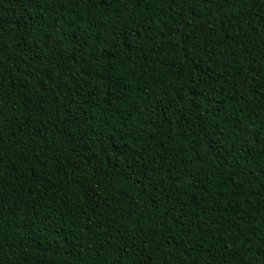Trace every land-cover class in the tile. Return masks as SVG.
I'll return each instance as SVG.
<instances>
[{"label":"trees","instance_id":"obj_1","mask_svg":"<svg viewBox=\"0 0 264 264\" xmlns=\"http://www.w3.org/2000/svg\"><path fill=\"white\" fill-rule=\"evenodd\" d=\"M0 264H264V0H0Z\"/></svg>","mask_w":264,"mask_h":264}]
</instances>
